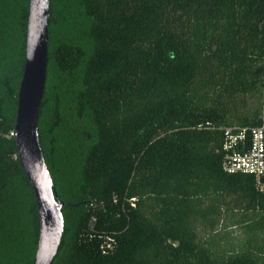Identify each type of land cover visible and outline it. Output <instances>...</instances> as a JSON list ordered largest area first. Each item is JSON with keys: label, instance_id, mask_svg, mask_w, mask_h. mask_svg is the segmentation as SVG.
Wrapping results in <instances>:
<instances>
[{"label": "trees", "instance_id": "1", "mask_svg": "<svg viewBox=\"0 0 264 264\" xmlns=\"http://www.w3.org/2000/svg\"><path fill=\"white\" fill-rule=\"evenodd\" d=\"M28 8L0 0V264H31L39 234L8 136ZM262 107L264 0H51L38 133L65 203L52 264H264V177L223 169V129Z\"/></svg>", "mask_w": 264, "mask_h": 264}, {"label": "water", "instance_id": "2", "mask_svg": "<svg viewBox=\"0 0 264 264\" xmlns=\"http://www.w3.org/2000/svg\"><path fill=\"white\" fill-rule=\"evenodd\" d=\"M51 0H29L24 65L17 91L13 129L16 157L32 188L39 224L35 254L31 264H52L64 230V202L54 191L38 133V117L43 98Z\"/></svg>", "mask_w": 264, "mask_h": 264}, {"label": "built area", "instance_id": "3", "mask_svg": "<svg viewBox=\"0 0 264 264\" xmlns=\"http://www.w3.org/2000/svg\"><path fill=\"white\" fill-rule=\"evenodd\" d=\"M8 136L15 137L14 129ZM223 139L224 171L228 174H249L259 182L264 177V107L257 124L227 126L223 129ZM90 224L92 226V222ZM106 240V247L110 250L113 240Z\"/></svg>", "mask_w": 264, "mask_h": 264}, {"label": "rangeland", "instance_id": "4", "mask_svg": "<svg viewBox=\"0 0 264 264\" xmlns=\"http://www.w3.org/2000/svg\"><path fill=\"white\" fill-rule=\"evenodd\" d=\"M229 231H232V234L235 237H239L242 235V231L240 230V228H236L234 226H232ZM260 238H262V236Z\"/></svg>", "mask_w": 264, "mask_h": 264}]
</instances>
